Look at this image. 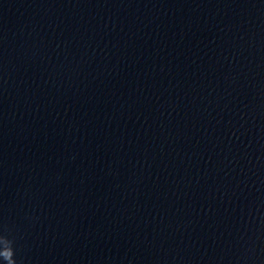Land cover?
<instances>
[{
    "label": "water",
    "instance_id": "1",
    "mask_svg": "<svg viewBox=\"0 0 264 264\" xmlns=\"http://www.w3.org/2000/svg\"><path fill=\"white\" fill-rule=\"evenodd\" d=\"M0 264H264V0H0Z\"/></svg>",
    "mask_w": 264,
    "mask_h": 264
}]
</instances>
